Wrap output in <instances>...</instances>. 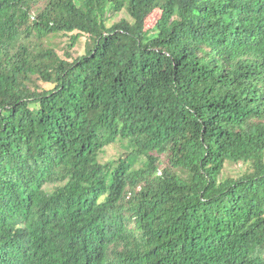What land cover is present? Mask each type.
Listing matches in <instances>:
<instances>
[{
    "label": "trees",
    "instance_id": "1",
    "mask_svg": "<svg viewBox=\"0 0 264 264\" xmlns=\"http://www.w3.org/2000/svg\"><path fill=\"white\" fill-rule=\"evenodd\" d=\"M0 264H264V0H0Z\"/></svg>",
    "mask_w": 264,
    "mask_h": 264
},
{
    "label": "rangeland",
    "instance_id": "2",
    "mask_svg": "<svg viewBox=\"0 0 264 264\" xmlns=\"http://www.w3.org/2000/svg\"><path fill=\"white\" fill-rule=\"evenodd\" d=\"M159 17H160V11L156 10L148 18L146 22V29L149 31V33L153 32V28ZM122 18L132 19L130 14L127 12V10H122L114 14H109L108 25L111 26L114 22ZM70 36L71 35L54 33V34L49 35L47 38L42 39V42H44L45 44L54 46L57 49V51L65 57L67 56L66 54L67 51L71 53L73 58H76L86 53L89 37L87 35L80 36L79 40L74 45V47L68 50V45L71 42ZM123 151H124V148L121 146L120 143L109 146L106 152L103 155H101V160L102 161L114 160L118 158L123 153ZM247 169H248L247 164L227 163L223 170L222 176L223 177H229V176L237 177V176H240Z\"/></svg>",
    "mask_w": 264,
    "mask_h": 264
}]
</instances>
